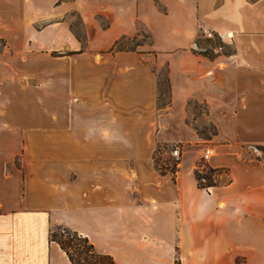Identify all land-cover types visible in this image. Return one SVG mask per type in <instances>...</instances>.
Wrapping results in <instances>:
<instances>
[{"label": "crops", "instance_id": "0c3cea01", "mask_svg": "<svg viewBox=\"0 0 264 264\" xmlns=\"http://www.w3.org/2000/svg\"><path fill=\"white\" fill-rule=\"evenodd\" d=\"M34 9L61 19L43 30L47 46L73 53L0 81V264H71L48 238L58 224L114 264H264V0H0V28L27 30ZM201 28L231 52L202 54ZM141 29L146 50L108 51ZM190 100L216 127L205 162L221 171L207 189L193 173L205 144ZM178 142L189 147L172 178L152 157Z\"/></svg>", "mask_w": 264, "mask_h": 264}, {"label": "rangeland", "instance_id": "374dc122", "mask_svg": "<svg viewBox=\"0 0 264 264\" xmlns=\"http://www.w3.org/2000/svg\"><path fill=\"white\" fill-rule=\"evenodd\" d=\"M62 1L69 3L71 0ZM40 3L46 7L48 0H40ZM60 3L61 1H55V3L51 4L50 7L53 12H56L57 9H55V6ZM34 16L30 28L25 31L15 32L10 29L4 30L0 28V81L5 79V77L10 76V74H16L15 71L22 65L25 67L26 71L34 72L38 69V62L45 63L55 61V58L58 55L69 54V50L60 49L56 44H53V47L50 45L47 46V43L43 39V30L46 26L61 19L57 18L55 14H52L49 17L48 15L47 17H41L38 9H34ZM63 19L68 23L69 29L81 42V48H83L86 43V36L84 34V26L80 15L76 11L71 10L66 12ZM0 21L3 22L1 15ZM105 23L106 21L102 18L101 24L104 25ZM129 37H134V39L129 43L130 45L135 46L137 42L140 43V45L136 46V50H146L151 44L149 33L143 29L138 31L136 35ZM49 39H52V34L50 37L46 38L47 41ZM210 41L211 42L207 41V38L202 35V31L200 29V33L197 38L198 48L215 52L217 48V44H215V42H223L218 36L210 39ZM228 49L230 48H222L220 51H228ZM166 69V64L160 66V68L157 69V74H165ZM206 111L207 110L202 104L192 100L188 102V115L186 120L188 123H191L197 134L202 138L205 144V147L203 146L204 148L209 147L211 135H213V132L215 133L216 130L215 125L206 118ZM187 147L189 146L183 144V151ZM162 155L167 156V152H163ZM13 164L16 167L19 166V157L14 159Z\"/></svg>", "mask_w": 264, "mask_h": 264}, {"label": "trees", "instance_id": "16d2710c", "mask_svg": "<svg viewBox=\"0 0 264 264\" xmlns=\"http://www.w3.org/2000/svg\"><path fill=\"white\" fill-rule=\"evenodd\" d=\"M133 39L134 37L123 35L112 44L108 51H137L136 46L140 45V43L137 42L135 46L130 45L129 43ZM207 41L211 42L210 39H207ZM215 44H217L216 47L222 46V48H227L221 41H216ZM222 52L229 53L231 50H222ZM201 53L209 57L215 55L214 51L212 52L207 49L201 51ZM157 87L158 104L160 107H164L170 102V85L167 69L165 74L157 76ZM213 134L215 133L213 132ZM176 144L180 146L183 145L179 142L158 143L152 157L153 164L159 173L165 174L168 172L172 175V178L177 170V162L171 157L170 150ZM257 149L264 152V145L257 146ZM163 152H167V156H163ZM220 171V168H212L207 162L200 160L193 172L197 186L207 189L208 187L215 185L217 183L216 176ZM48 238L50 241H55L59 245V247L65 252L71 264H114V259L110 254L98 252L86 236H83L67 226L60 224L52 226L49 230Z\"/></svg>", "mask_w": 264, "mask_h": 264}, {"label": "built area", "instance_id": "2783aa9c", "mask_svg": "<svg viewBox=\"0 0 264 264\" xmlns=\"http://www.w3.org/2000/svg\"><path fill=\"white\" fill-rule=\"evenodd\" d=\"M201 31H202V35H204V37L207 39H212L215 37L214 33L211 30H208L207 28H201ZM221 49H222V46H218L215 51H220ZM182 151H183V145L180 146L177 144L173 146V148L170 150V155L175 160V162H177L176 163L177 166H178V162L180 160ZM210 154H211V149L209 147L204 148L203 154H202V161L205 162L209 158Z\"/></svg>", "mask_w": 264, "mask_h": 264}]
</instances>
